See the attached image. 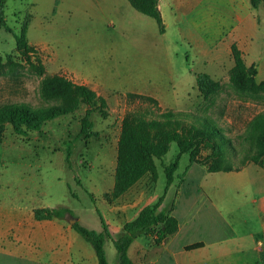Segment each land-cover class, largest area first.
Wrapping results in <instances>:
<instances>
[{
    "label": "rangeland",
    "instance_id": "1",
    "mask_svg": "<svg viewBox=\"0 0 264 264\" xmlns=\"http://www.w3.org/2000/svg\"><path fill=\"white\" fill-rule=\"evenodd\" d=\"M110 1L6 0L5 23L11 33L0 29V104L53 105L55 101L45 100L39 93L43 79L60 75L73 81L69 75L77 74L80 66H87L89 71H107L116 79L111 94L100 96L93 92L105 101V107L98 106L90 115L95 136L84 138L79 134L87 109L83 103L73 113L46 122L39 131L20 136L13 133L10 125L5 126L0 146V210L17 206L65 207L89 227L84 228L93 230L100 216L107 219L108 205L102 194L107 186H113L121 121L131 109H148L152 115L170 110L207 118L229 140L225 151L231 166L254 165L247 161L253 153L243 138L250 121L264 113V94L239 93L233 88L229 80L233 60L230 48L222 46L224 35H219L217 47L200 45L203 41L195 15L174 0H168L161 12L163 34L153 19L129 5L127 9L126 0ZM211 1L217 8L214 16L229 9L227 0ZM114 6H119L118 10ZM256 12L262 22L264 7ZM26 18L27 42L38 51L41 71H37L34 56L32 64L27 63L15 48L13 35L20 33ZM253 42L257 56L264 59V38ZM246 65L256 68L257 83L264 80V62ZM199 73L220 85L211 101H205L194 86ZM140 91L155 98L159 107L127 102L126 94ZM208 154L209 149L201 151L198 160L204 162ZM177 155L178 149L172 143L162 160L155 161L156 181L148 179L145 183L155 194H163L164 167L172 164ZM200 162L188 170V155H182L172 186L182 187L184 196L180 201L184 206H196L200 218H212L202 208L204 198L212 196L210 187H236L237 181L224 174L207 173ZM240 180V186L249 183L247 178ZM197 186L203 188V193ZM106 252L109 264H118L114 248L107 245Z\"/></svg>",
    "mask_w": 264,
    "mask_h": 264
},
{
    "label": "crops",
    "instance_id": "2",
    "mask_svg": "<svg viewBox=\"0 0 264 264\" xmlns=\"http://www.w3.org/2000/svg\"><path fill=\"white\" fill-rule=\"evenodd\" d=\"M174 1L183 10L192 11L195 15L198 35L203 41L200 45L217 47L223 34L222 46L230 48L235 44L242 53L245 65L246 62L250 65L264 62L257 56L259 52L253 42L259 37L264 38V18L261 22L256 12L263 6L253 9L249 0H227L229 9L217 17L213 15V10L217 8L211 0ZM117 4L120 5L119 1ZM127 5L129 3L126 4L128 9ZM167 5L168 0H158L160 12ZM118 7L113 8L118 10ZM78 68L77 74L64 73L71 76L74 83L86 86L97 95L111 94L110 89L114 88L112 85L116 79L111 73H108L111 74L109 76L107 71H89L87 66ZM136 94L147 93L140 91ZM203 169L206 171L205 167ZM209 174H224L237 181L236 187L212 186V196L204 198L202 195V208H206L212 218H200L196 206L187 208L183 205L180 201V197L184 196L181 186H172V183L162 195L155 194L145 184L149 176H144L116 200L106 201L108 213L107 219L103 220L109 230V237L104 243L107 262V245L114 248L113 241L121 236L123 225L135 219L142 208L163 197L156 213L165 212L177 219L178 230L160 245H154L150 237L136 239L128 249L131 264H264V170L253 165L239 171ZM240 178H247L249 183L240 186ZM197 187L199 191L203 190L201 186ZM112 188L107 186L102 197ZM168 203L170 209L167 208ZM44 208L65 207L17 206L0 210V264H97L91 245L72 229L76 222L89 228L83 220L73 215H66L63 219L35 220L33 211ZM93 230L103 232L100 221ZM194 244H202V247L185 251V247Z\"/></svg>",
    "mask_w": 264,
    "mask_h": 264
},
{
    "label": "trees",
    "instance_id": "3",
    "mask_svg": "<svg viewBox=\"0 0 264 264\" xmlns=\"http://www.w3.org/2000/svg\"><path fill=\"white\" fill-rule=\"evenodd\" d=\"M126 1L136 12L153 19L158 32L164 33L165 28L161 12L158 9V0ZM249 2L253 9L264 7V0H249ZM5 3L6 0H0V29L11 33L5 23ZM27 28L28 20L26 18L20 33L13 35L15 48L27 63L32 64L31 56H34L37 62V71H41L38 51L27 42ZM230 55L233 67L229 80L233 88L239 93L264 94V80L256 82V68L245 65L242 53L235 44L230 47ZM195 85L205 101H211V97L220 90V85L203 73L195 75ZM39 93L43 99L55 101V104L36 107L26 103L0 104V146L3 142L6 125H10L13 133L20 136L27 132L39 131L46 122L73 113L80 103H83L87 109L80 121L79 134L84 138L96 135L93 132L90 115L97 110L98 106L105 107L103 98L97 97L86 86L76 84L60 75L45 77L40 84ZM125 98L127 102L140 101L155 108L159 107L158 101L150 96L128 93ZM244 135L243 139L253 153L247 161L264 170V113L255 116L250 121ZM172 143L176 145L178 155L172 164L164 167L166 177L164 193L173 183L174 174L178 169L179 159L182 155H188L189 165L199 164L198 158L201 157V151L209 149L210 154L203 157L204 162H200L208 173H228L244 168L231 166L225 151L230 146L229 140L211 120L195 117L185 112L166 110L152 115L148 109L145 111H141L140 108L131 109L125 113L121 121L116 145L113 188L110 193L103 195V199L107 202L116 200L144 176H149L150 180L155 182L157 178L155 161L162 160ZM68 157L69 153L67 161ZM242 164L244 166L246 163ZM162 200L163 197H160L154 204L145 206L135 219L123 225L121 236L113 241L118 264H131L128 249L136 239L150 237L153 239L154 245H160L177 232V219L165 212L156 213ZM33 215L37 221L63 219L66 215L72 216L71 212L65 208L35 209ZM99 218L103 229L102 233L88 230L77 222L72 225V229L91 245L97 258V264H108L104 243L105 239L109 237V230L103 218L101 216ZM201 247L202 244H194L185 247V251Z\"/></svg>",
    "mask_w": 264,
    "mask_h": 264
}]
</instances>
